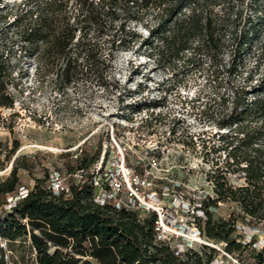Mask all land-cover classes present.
<instances>
[{"label":"trees","instance_id":"obj_1","mask_svg":"<svg viewBox=\"0 0 264 264\" xmlns=\"http://www.w3.org/2000/svg\"><path fill=\"white\" fill-rule=\"evenodd\" d=\"M0 8L5 32L34 60L38 79L59 92L79 81L109 86L116 52L140 41L165 69L210 73L221 105L212 116L227 129L206 152L213 154L207 172L213 192L184 193L188 223L210 243L179 251L158 237L155 211L96 202L101 139L78 153L62 151L52 166L38 154L16 156L22 164L0 177L1 238H30L38 264H213L218 255L231 256L230 264H264V0H20ZM5 52L0 49V124L1 108L15 104ZM19 145L16 138L7 148L0 139V170ZM150 156L158 158L156 150ZM135 168L142 178L146 167ZM80 169L78 180L73 174ZM54 173L65 181L58 194ZM233 174L243 182L231 181ZM154 181L170 186L165 177ZM0 264H7L1 245Z\"/></svg>","mask_w":264,"mask_h":264},{"label":"rangeland","instance_id":"obj_2","mask_svg":"<svg viewBox=\"0 0 264 264\" xmlns=\"http://www.w3.org/2000/svg\"><path fill=\"white\" fill-rule=\"evenodd\" d=\"M14 1L20 0H0V7ZM4 12L5 8H0V14ZM5 31L6 23L0 18V49L11 60L10 89L15 95L13 107L1 108L4 121L0 139L7 148L13 147L16 138L20 145L0 170V177H6L12 166L22 164L16 156L24 159L38 154L52 166L51 161L62 151L78 153L85 145L97 146L101 139L104 174L123 180V197L134 190L146 200L155 198V206L165 213L163 230L173 246L209 242L203 235L197 240L194 226L188 224V210L181 208L184 193L213 192L207 174L214 167L213 154L206 152L211 144L222 143L219 134L227 130L212 116L221 105L215 99L218 87L210 73L188 71L181 65L173 72L165 69L149 56L150 49L137 41L133 47L116 52L109 86L79 81L59 92L55 83L38 79L34 60L25 58L18 43L13 42L12 32ZM136 31L140 39L147 37L142 26ZM152 150L158 158L150 156ZM219 153L223 159L225 152ZM138 162L146 167L141 180L135 168ZM123 163L133 171L123 173ZM159 177L167 178L170 186L158 185L154 179ZM230 178L243 182L235 174ZM27 183L32 185L34 179L28 178ZM259 237L264 240V232ZM0 245L4 246L7 264H38L30 238L9 242L0 237ZM220 259L224 264L233 260L231 256Z\"/></svg>","mask_w":264,"mask_h":264},{"label":"built area","instance_id":"obj_3","mask_svg":"<svg viewBox=\"0 0 264 264\" xmlns=\"http://www.w3.org/2000/svg\"><path fill=\"white\" fill-rule=\"evenodd\" d=\"M102 167H103L102 163H100V159H98V161L96 162L94 166L95 174L93 176V184L95 186V195H94L95 201L102 205L111 203L116 208L126 207V208H137V209H141L142 211H155L157 213L156 226H157V231H158V237L161 239H165V238L169 239V237L164 232L165 230H163L165 213L163 212V210H160L157 206H155L156 205L155 198L149 197L148 200H146L144 197L142 198L134 190H133V194H131L130 196L123 197L122 195V191L124 188L123 180H121L120 178L107 177L104 174ZM122 169H123L122 172L124 173L125 171L130 172V169L131 171H133L134 168H131L123 163ZM73 175L78 180H80L83 176V170L81 169L77 170L76 172H74ZM137 178L140 180L142 179L138 175H137ZM133 181L134 182L137 181V179H135V176H134ZM127 182L132 186L133 182H130L129 179ZM62 185H63L62 177H60L57 173H54V181L52 184L53 191L58 194ZM149 185H150V188L153 189V182L149 181ZM164 187H167V186H164ZM23 191H26V190L24 189ZM161 193L163 192L161 191ZM182 205L183 207L181 209L183 210L187 209L188 203L184 199L182 201ZM190 226H194L195 237L198 238L197 240L201 239L202 234L200 230L195 225H190ZM261 241L263 242L264 240H261ZM205 243H208V242H205ZM187 246H193V245L189 244ZM176 247L180 251V250H183L186 246L185 244L182 243L181 245L176 246ZM220 258H216L213 261V264H223V262H220L221 260ZM234 261H237V260L234 259Z\"/></svg>","mask_w":264,"mask_h":264}]
</instances>
